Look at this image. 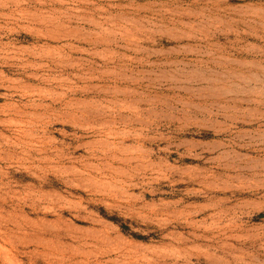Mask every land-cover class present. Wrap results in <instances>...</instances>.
<instances>
[{"label": "rangeland", "instance_id": "374dc122", "mask_svg": "<svg viewBox=\"0 0 264 264\" xmlns=\"http://www.w3.org/2000/svg\"><path fill=\"white\" fill-rule=\"evenodd\" d=\"M0 264H264V0H0Z\"/></svg>", "mask_w": 264, "mask_h": 264}]
</instances>
